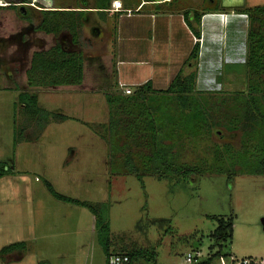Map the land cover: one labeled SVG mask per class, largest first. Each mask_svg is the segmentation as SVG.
I'll use <instances>...</instances> for the list:
<instances>
[{
  "label": "rangeland",
  "instance_id": "1",
  "mask_svg": "<svg viewBox=\"0 0 264 264\" xmlns=\"http://www.w3.org/2000/svg\"><path fill=\"white\" fill-rule=\"evenodd\" d=\"M122 1L131 8L142 3ZM224 1L226 8L220 0H174L159 12L192 10L203 15L201 39L195 36V42L194 38L190 42L199 48L195 67L189 66L194 62L184 65L185 75L195 70L198 76L188 108L191 114L213 115V122L232 130L211 129L206 142L230 152L228 159L233 164L245 150H251L256 160L264 157V134L257 147L252 142L244 144V138H251L240 132L243 122L229 116L243 115L250 93L264 111V0ZM4 4L0 7V52L14 51L13 55L30 59V68L35 53L50 51L62 39L68 44L63 46L66 51L82 53L86 81L81 86L41 88L45 93L39 95L41 107L68 118L50 121L44 134L45 129L41 132V126L31 123L27 115L22 123L19 116L14 120L12 111L8 115L0 109V164L12 171L0 177V264H107L98 241L96 216L87 208L54 198L45 181L65 197L94 206L106 204L101 213L110 223L112 251L142 248L156 254L136 264H187L188 254L195 255L193 263H200L216 253L221 257L211 264H237L246 258L262 264L264 176L239 174L254 165L225 167L222 174L198 173L192 178L146 175L154 146L144 131L147 118L140 116L142 106L116 85V22L102 23L92 10L93 0H4ZM49 7L89 10L76 43L67 31L56 36L36 30L43 21L42 11ZM155 8L148 4L142 12H155ZM22 27L29 41L16 50L18 41L12 35ZM170 42H166V58L172 62ZM155 51L153 46L146 57ZM149 65L155 67L152 62ZM140 67L145 65L136 69ZM108 97H112L111 105ZM11 98V94L5 96V100ZM182 107L174 103L170 114L161 113L180 115ZM162 118L167 142L172 139L167 137L171 132L167 127L178 129L182 120L166 117L163 126ZM129 151L135 154L145 175L142 178L124 171ZM183 155L185 162L195 164L192 149ZM212 217L233 218V239L222 247L211 237L218 225ZM17 243H25V248L1 254L3 248Z\"/></svg>",
  "mask_w": 264,
  "mask_h": 264
},
{
  "label": "trees",
  "instance_id": "2",
  "mask_svg": "<svg viewBox=\"0 0 264 264\" xmlns=\"http://www.w3.org/2000/svg\"><path fill=\"white\" fill-rule=\"evenodd\" d=\"M95 3L94 10L98 16L104 17L108 11L111 10L112 3L115 0H93ZM174 0L166 3L171 5ZM141 3L137 4V7L131 8L123 5V10L118 12L121 14L125 11L131 10L132 12H140L139 9ZM15 6H11L14 8ZM155 10H160L161 5H155ZM52 9L43 10V21L36 28L38 31H43L47 34L59 35L63 31L69 32L73 37V42H77V37L79 35L78 30L83 27V19L86 15V8H71V7H49ZM143 10V9H142ZM186 24L192 31L193 35L201 39L202 30V14L199 12H192L186 10L183 13ZM195 23V26L194 24ZM198 45H195L185 62V65L198 59ZM182 69L176 77L173 79L171 85L167 90H154L152 81H148L144 85L136 87L133 91L131 98L134 104H139L142 106L143 115L141 117L147 118L144 123V131L152 140V145L154 149L152 150V155L150 156V162L148 164L149 172L146 174L154 175L160 179L166 176L172 175H182L184 177H195L197 174H207V173H218L222 174L226 171L225 168L232 169V167H239L240 165L255 166L254 169L249 168L248 171H240L241 175H256L264 176V157L262 159H254V153L251 150H245L246 152L240 154L235 159L237 163H232L231 159H228L230 154L227 153L226 149H219L217 147L213 148L206 141L211 137V129H220L225 127L229 132L226 125H222L218 122H213L211 116L213 115H202L199 111L193 114L190 113L192 105H188L191 101V95L194 93L197 85V73H191L189 75L183 74ZM117 74V73H116ZM84 76V57L82 53L66 51L61 47V45H56L53 49L48 52H37L33 55L31 66L26 71V77L29 84L38 88H57L62 86H78L82 84ZM118 83V80L116 84ZM247 92H243L246 94ZM153 95H161L160 97H153ZM166 97V98H164ZM248 100L244 107L243 115H229L230 119L233 117L243 122V127L240 128V132L246 137H250L248 140L244 138V144L252 142L259 145V141L262 138L263 129L262 123L264 122V111L259 107V101L255 95H247ZM116 98V97H115ZM114 99V98H113ZM173 100L174 102H172ZM112 97H108V103L112 104ZM18 103L25 106L27 112V117L31 123L35 121L37 126H41V132L45 129L46 125L50 121L68 120L67 117L58 114H51L38 106L37 95L30 94L28 92L21 93L18 98ZM174 103L183 104L181 111L178 112L180 115H163L161 111H167L165 114H170L172 105ZM169 111V112H168ZM189 111V112H188ZM176 113V114H178ZM159 117L162 118V125H166V117L168 119H180L182 120V126L178 129L173 127L168 128L171 132L170 137L167 142L165 138L163 139L164 128L160 125ZM33 121V122H32ZM156 124V125H155ZM112 128L115 126L111 124ZM181 135V136H180ZM166 137V138H167ZM28 140V139H27ZM180 141V145L177 141ZM262 141V140H261ZM192 149L195 152V164H188L184 161L183 152L185 150ZM195 149H197L195 151ZM210 150V151H209ZM211 152V155H209ZM256 153V152H255ZM183 155V156H182ZM230 157V156H229ZM181 158V159H180ZM231 158V157H230ZM183 159V160H182ZM258 159V158H257ZM124 171L128 175H135L142 178L145 176L142 171H140L135 161V154L132 152H127L124 157ZM213 167L216 170H209ZM220 169V170H219ZM216 171V172H215ZM12 174V171L0 164V177ZM46 187L50 194L59 201L73 204L76 206H81L90 210L96 216V226L98 230V241L102 246L106 259L110 253L118 254H128L132 264H136L138 260L143 258H154L155 253L144 250L142 248L134 250L132 252H114L112 251L113 241L111 238V228L108 219L101 213L106 204L91 205L87 202H82L76 199L65 197L56 192L53 185L45 181ZM107 210V209H106ZM105 210V211H106ZM218 225L215 231L212 233L211 237L214 241L221 247L227 242H231L234 235V221L233 218H217L212 217ZM25 248V243H17L14 245L7 246L1 250L2 255L9 253H14L16 251H22ZM212 250L213 247H210ZM221 257L220 253H216L209 257L207 260L200 263L196 262L193 264H211L215 258ZM107 263V261H106Z\"/></svg>",
  "mask_w": 264,
  "mask_h": 264
},
{
  "label": "crops",
  "instance_id": "3",
  "mask_svg": "<svg viewBox=\"0 0 264 264\" xmlns=\"http://www.w3.org/2000/svg\"><path fill=\"white\" fill-rule=\"evenodd\" d=\"M120 1L123 8L122 0H115L114 2ZM166 3L152 5H161L166 6L167 8L171 7L167 6ZM220 3L221 7L226 8L228 6L224 5V0H221ZM146 5L148 4L142 5L141 3L139 7V9H141L140 12H132L131 10H128L121 14H118V12L113 13L111 11H108L104 17H100L97 14L96 15L102 23L110 24V20L111 22H116L115 43L117 45V77H115V79L117 78L118 81H124L131 86H141L145 82L147 83L148 81H152L154 90H167L176 75L186 67H184V65L192 51L193 45L190 42L194 35L186 24L182 13H172L168 11V9L161 13L159 12V10H156L155 12H142V9ZM128 12L133 13V15H126V13ZM88 19L89 17L87 18V20ZM193 24L195 26V23ZM22 30L23 27L21 29V32L17 31L12 35L15 37L14 39L18 41L16 50H18V47L25 46L29 41L25 39L29 35L25 36V33H23ZM32 37L33 35L31 36V38ZM155 38L157 40H154L153 43L149 41L150 39L152 41V39ZM167 41L173 42H170L172 48L174 49L173 54L170 55L173 59L172 62L166 58V44L169 43H166ZM153 46H156L154 55L152 57L150 55L146 57L148 53L151 54V48ZM13 52L14 51L0 52V109L5 110L8 115L12 111L14 120L17 119V116H19L18 120L19 118H22V123H24L26 122V120H28V118L24 115L28 114L25 110V106L18 103L19 95L25 92L37 95L39 108L47 111V109L41 107L42 105L40 103L39 96L41 94L44 95L45 93L44 91H41V88L31 86L27 78L25 79V72L27 68H29L30 59L26 61L20 56L18 57L13 55ZM84 61V65H86V60ZM150 62H152L155 67L150 66ZM192 62L194 63L190 64L189 66L195 67V60ZM144 65L145 67H140V70L136 69L137 66ZM146 67H148V70H145ZM194 72L195 70L191 73ZM85 81L86 79L84 66V76L81 85H84ZM116 85L118 86V83ZM155 86L165 88L158 89ZM134 90H136V87L134 88ZM9 94L13 95V98L5 100V96ZM160 96L153 95V97L158 98ZM50 125V123L46 125L43 134ZM198 256L200 257V254ZM262 264H264V261L262 262Z\"/></svg>",
  "mask_w": 264,
  "mask_h": 264
},
{
  "label": "built area",
  "instance_id": "4",
  "mask_svg": "<svg viewBox=\"0 0 264 264\" xmlns=\"http://www.w3.org/2000/svg\"><path fill=\"white\" fill-rule=\"evenodd\" d=\"M172 1V0H171ZM170 2V1H167ZM166 3V2H165ZM121 4V2H119ZM6 5L4 4V0H0V7L4 8ZM111 12H120L122 11V5L120 7L117 6V2H113ZM194 42H195V36H193ZM146 83V82H145ZM143 83L142 85H144ZM140 86V85H139ZM118 87L120 90L123 91L125 96H131L133 94V91L131 88L138 87L137 86H131L125 83L124 81H118ZM195 259L194 254H188L186 258L187 264H193V260ZM107 264H132L131 259L128 254H118V253H110V255L106 259ZM235 262V261H234ZM237 264H258L257 262L251 260V259H243Z\"/></svg>",
  "mask_w": 264,
  "mask_h": 264
},
{
  "label": "water",
  "instance_id": "5",
  "mask_svg": "<svg viewBox=\"0 0 264 264\" xmlns=\"http://www.w3.org/2000/svg\"><path fill=\"white\" fill-rule=\"evenodd\" d=\"M167 2L166 0H142V5L145 4H162Z\"/></svg>",
  "mask_w": 264,
  "mask_h": 264
},
{
  "label": "flooded vegetation",
  "instance_id": "6",
  "mask_svg": "<svg viewBox=\"0 0 264 264\" xmlns=\"http://www.w3.org/2000/svg\"><path fill=\"white\" fill-rule=\"evenodd\" d=\"M209 1L212 2V0H209ZM220 1H221V0H220ZM246 5H247V1H246ZM60 42H61V45H62L61 47H62V48H63V46H64V48H67V45H68V44H67L64 40L61 39ZM64 48H63V49H64Z\"/></svg>",
  "mask_w": 264,
  "mask_h": 264
},
{
  "label": "bare ground",
  "instance_id": "7",
  "mask_svg": "<svg viewBox=\"0 0 264 264\" xmlns=\"http://www.w3.org/2000/svg\"><path fill=\"white\" fill-rule=\"evenodd\" d=\"M122 4H119V2H117V6L120 7Z\"/></svg>",
  "mask_w": 264,
  "mask_h": 264
}]
</instances>
